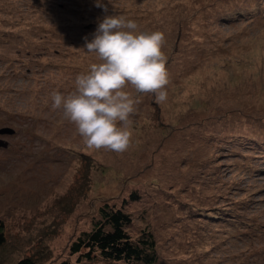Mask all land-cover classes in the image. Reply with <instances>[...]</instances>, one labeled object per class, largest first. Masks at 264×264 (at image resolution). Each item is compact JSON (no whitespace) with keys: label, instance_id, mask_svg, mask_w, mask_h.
I'll use <instances>...</instances> for the list:
<instances>
[{"label":"rangeland","instance_id":"rangeland-1","mask_svg":"<svg viewBox=\"0 0 264 264\" xmlns=\"http://www.w3.org/2000/svg\"><path fill=\"white\" fill-rule=\"evenodd\" d=\"M0 0V264H130L72 253L105 203L150 229L155 264H264V0ZM106 15L165 36L169 83L138 101L123 153L89 149L51 94L100 63Z\"/></svg>","mask_w":264,"mask_h":264},{"label":"clouds","instance_id":"clouds-1","mask_svg":"<svg viewBox=\"0 0 264 264\" xmlns=\"http://www.w3.org/2000/svg\"><path fill=\"white\" fill-rule=\"evenodd\" d=\"M96 6L107 12L103 0H96ZM164 43L162 32L139 31L134 20L116 15H106L93 39H86V51L96 53L101 62L76 77L75 91H54L51 98L52 108L75 124L89 149L123 153L129 148L130 115L138 101L123 90L126 84L137 93H154L157 104L167 100Z\"/></svg>","mask_w":264,"mask_h":264},{"label":"trees","instance_id":"trees-1","mask_svg":"<svg viewBox=\"0 0 264 264\" xmlns=\"http://www.w3.org/2000/svg\"><path fill=\"white\" fill-rule=\"evenodd\" d=\"M136 190L123 198L121 204L107 202L100 207L99 218L89 230H84L70 245L72 253L80 252L86 258L100 256L110 261L130 264H155L158 261L155 236L150 229L141 230L137 236L130 230L133 215L126 208L132 200L138 199ZM6 242L4 223L0 219V246ZM15 264H35L29 256ZM54 264H71L67 259Z\"/></svg>","mask_w":264,"mask_h":264},{"label":"water","instance_id":"water-1","mask_svg":"<svg viewBox=\"0 0 264 264\" xmlns=\"http://www.w3.org/2000/svg\"><path fill=\"white\" fill-rule=\"evenodd\" d=\"M13 132H14V130L11 127L0 128V133L1 134L13 133ZM0 145L6 146L7 145V141H5L4 139H0Z\"/></svg>","mask_w":264,"mask_h":264},{"label":"bare ground","instance_id":"bare-ground-1","mask_svg":"<svg viewBox=\"0 0 264 264\" xmlns=\"http://www.w3.org/2000/svg\"><path fill=\"white\" fill-rule=\"evenodd\" d=\"M12 134V133H11Z\"/></svg>","mask_w":264,"mask_h":264}]
</instances>
